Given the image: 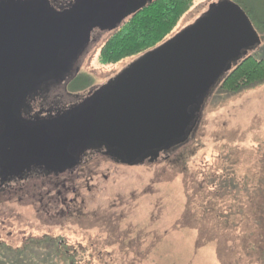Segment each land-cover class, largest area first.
Instances as JSON below:
<instances>
[{
  "label": "rangeland",
  "instance_id": "374dc122",
  "mask_svg": "<svg viewBox=\"0 0 264 264\" xmlns=\"http://www.w3.org/2000/svg\"><path fill=\"white\" fill-rule=\"evenodd\" d=\"M210 1L194 0L169 38ZM244 2L257 12L262 4ZM110 33L77 60L86 92L136 57L100 63ZM261 41L250 52L257 58ZM61 91L63 103L78 101ZM199 113L187 142L153 163L85 149L61 173L1 189L0 264H264V81L231 93L215 87Z\"/></svg>",
  "mask_w": 264,
  "mask_h": 264
},
{
  "label": "water",
  "instance_id": "95a60500",
  "mask_svg": "<svg viewBox=\"0 0 264 264\" xmlns=\"http://www.w3.org/2000/svg\"><path fill=\"white\" fill-rule=\"evenodd\" d=\"M152 1L75 0L56 10L48 0H0V157L8 167L69 169L85 149L127 165L153 163L187 142L221 76L262 43L233 0L209 3L192 24L103 86L75 94L77 103L52 119L26 121L15 110L31 83L65 70L85 51L94 29L113 31Z\"/></svg>",
  "mask_w": 264,
  "mask_h": 264
},
{
  "label": "trees",
  "instance_id": "16d2710c",
  "mask_svg": "<svg viewBox=\"0 0 264 264\" xmlns=\"http://www.w3.org/2000/svg\"><path fill=\"white\" fill-rule=\"evenodd\" d=\"M233 1L244 9L253 27L263 39L264 0L259 5L258 12L244 0ZM193 3L194 0H153L147 3L145 7L137 10L134 15L126 18L117 28L110 31V35L100 47L97 55L98 60L102 64H114L126 57H135L156 47L170 37L171 31L177 26L182 15L189 11ZM87 78L83 73L70 78L67 82V91L79 95V97L84 96L88 86ZM263 81L264 57L257 58L253 53H249L233 65L230 71L221 76L216 87L231 93L241 89L242 86ZM79 89L85 91L80 94L79 92L82 91ZM58 101L60 105L64 99L62 100L59 96ZM262 258L264 259V255Z\"/></svg>",
  "mask_w": 264,
  "mask_h": 264
},
{
  "label": "flooded vegetation",
  "instance_id": "af4514ba",
  "mask_svg": "<svg viewBox=\"0 0 264 264\" xmlns=\"http://www.w3.org/2000/svg\"><path fill=\"white\" fill-rule=\"evenodd\" d=\"M75 0H48V5L52 9L64 10L69 7ZM215 0H211L209 3ZM208 3V4H209ZM105 31H99L94 29L91 33L90 42L85 47V51L98 39V35L102 34ZM80 54H75L72 56V59H69L65 65V70L59 71L55 74H47L46 77L34 81L30 84V88L26 89L24 94L23 102L15 107L16 113L21 116L22 119L26 121H36V120H48L55 117L59 110H64L70 108V105L77 102L67 103L57 102L58 97H61V93H58V89H64V92L68 96H74L67 91V82L70 78L74 77L78 72L77 60ZM75 73V74H74ZM58 93V94H57ZM8 150V149H6ZM2 157V153L0 155ZM0 157V191L4 187L9 186V184L16 183L18 181L26 180L27 177H38L41 176H50L51 172L53 175H56L62 168H67L66 164H44L40 162H26L20 163L19 166L8 167V162L5 161V158L1 160ZM13 167V168H12Z\"/></svg>",
  "mask_w": 264,
  "mask_h": 264
}]
</instances>
